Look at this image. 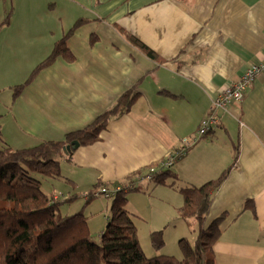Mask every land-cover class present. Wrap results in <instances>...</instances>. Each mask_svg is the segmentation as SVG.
I'll return each instance as SVG.
<instances>
[{"label":"crops","instance_id":"1","mask_svg":"<svg viewBox=\"0 0 264 264\" xmlns=\"http://www.w3.org/2000/svg\"><path fill=\"white\" fill-rule=\"evenodd\" d=\"M7 16L0 28V62H25L16 67L26 78L75 20L88 22L67 40L73 62L56 58L14 101L11 95L0 113L1 145L18 149L61 141L125 91L138 92L130 110L111 120L98 141L65 159L92 172L94 185H124L131 173L158 165L180 139L195 133L230 81L264 61V0H0V22ZM219 117L160 183L136 187L150 189L160 208H168L162 212L164 230L173 222L172 234L186 238L194 235L193 221L178 215L179 189L228 170L205 221L208 226L222 216L213 245L216 263L264 264V72L256 74L241 104L220 110Z\"/></svg>","mask_w":264,"mask_h":264},{"label":"trees","instance_id":"2","mask_svg":"<svg viewBox=\"0 0 264 264\" xmlns=\"http://www.w3.org/2000/svg\"><path fill=\"white\" fill-rule=\"evenodd\" d=\"M9 17L0 22V28L8 23ZM88 22L78 18L61 38L53 43L49 54L38 62L27 78L13 86L12 101L56 58L62 57L73 62L74 56L67 47V40ZM125 37L149 57L157 59L153 51L135 37L117 27ZM95 41L91 36L90 45ZM138 97L136 90L129 89L119 96L114 105L98 115L87 126L67 133L61 141H42L25 148L0 146V264H217L213 245L219 239L218 228L222 216L205 225L214 192L219 188L228 170L217 178L199 186H185L179 189L183 203L178 215L184 220L191 219L194 240L191 243L183 237L178 240L181 258L158 254L148 257L139 242L133 215L125 203L130 192L138 187H122L113 196L111 213L99 242L91 240L87 217L81 211L61 214L56 200L41 190L36 175L58 178L59 160H70L73 150L63 148L71 141L79 146L90 145L99 140V133L106 129L111 120L127 113ZM237 159V151L234 162ZM169 171L153 177L159 182ZM106 186L105 184H102ZM92 195L86 199L91 201ZM153 249L160 250L165 242L162 230L149 235Z\"/></svg>","mask_w":264,"mask_h":264},{"label":"rangeland","instance_id":"3","mask_svg":"<svg viewBox=\"0 0 264 264\" xmlns=\"http://www.w3.org/2000/svg\"><path fill=\"white\" fill-rule=\"evenodd\" d=\"M25 62H0V113L5 112V105L10 104V97L13 93V85L20 83L26 78L25 71L22 72V76L19 75L17 67L25 66ZM9 66L4 70L5 66ZM23 70V68H22ZM1 146V143H0ZM74 151V150H73ZM73 153V152H72ZM59 178H46L42 175H36V177L41 182V190L47 195L56 196L57 199L64 200L65 197L70 193H74L75 197L72 200L65 201L59 207L61 214H73L81 211L82 214L87 217V226L90 231L91 240L93 242H99L102 232L106 228L108 222V217L111 213V204L113 197L105 198L103 195L99 194L93 196L89 203H86L84 194L89 192L97 193L99 189L103 186L101 184H96L93 181L92 172L84 168H78L72 162H68L65 158L59 160ZM65 178H71L76 183L72 185L66 182ZM108 187V186H106ZM111 187L109 186V189ZM55 199V198H54ZM56 199V200H57ZM58 199V200H59ZM158 201L152 197L150 189L143 191H133L127 195V200L125 207L131 211L136 216L133 218L135 225L138 230V236L140 243L146 255L151 257V252L156 251L157 254L172 255L176 258H180L181 250L178 245V237H175V232L173 230V222L170 225L164 227L166 223L162 222L164 220L163 208L168 211L167 207L160 208L162 205H158ZM166 206V205H164ZM169 215L171 213L169 211ZM162 222V223H161ZM176 223V221H175ZM159 227V229H158ZM162 230L164 246L160 250H155L151 246L149 235L152 231ZM186 238L192 243L194 240V235L186 234Z\"/></svg>","mask_w":264,"mask_h":264},{"label":"built area","instance_id":"4","mask_svg":"<svg viewBox=\"0 0 264 264\" xmlns=\"http://www.w3.org/2000/svg\"><path fill=\"white\" fill-rule=\"evenodd\" d=\"M264 72V61L251 64L238 78L230 81L226 87L215 97L209 113L203 117L192 136L180 139L178 146L173 148L156 166H148L145 169L137 170L124 183V185L102 186L97 193H85V198L89 195H103L105 198L113 197L122 187H136L144 182L153 180V177L163 171L169 170L177 161L182 159L187 151L197 143L202 137L209 134L218 125L220 117L219 111L226 109L230 105H239L243 101L249 85L254 81L256 74Z\"/></svg>","mask_w":264,"mask_h":264},{"label":"water","instance_id":"5","mask_svg":"<svg viewBox=\"0 0 264 264\" xmlns=\"http://www.w3.org/2000/svg\"><path fill=\"white\" fill-rule=\"evenodd\" d=\"M79 147V143L77 141H71L68 145H66L63 149L66 151L69 150H75L76 148Z\"/></svg>","mask_w":264,"mask_h":264}]
</instances>
